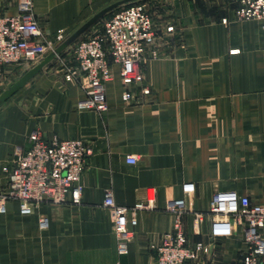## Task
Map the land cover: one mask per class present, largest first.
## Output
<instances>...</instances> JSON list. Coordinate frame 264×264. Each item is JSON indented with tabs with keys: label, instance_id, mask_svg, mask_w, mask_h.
Returning <instances> with one entry per match:
<instances>
[{
	"label": "crops",
	"instance_id": "obj_1",
	"mask_svg": "<svg viewBox=\"0 0 264 264\" xmlns=\"http://www.w3.org/2000/svg\"><path fill=\"white\" fill-rule=\"evenodd\" d=\"M116 1L33 0V12L45 38L60 30L66 38ZM140 2L149 7L157 34V54L142 65L149 93L138 84L123 101L120 68L112 64L108 109H80L79 83L65 81L52 61L0 105V190L6 184L2 165L16 146L29 147L33 130L47 142L79 139L89 150L77 180L78 202H43L31 215L7 202L0 213V264H157L150 246L172 229L166 204L183 196L185 184L194 192L182 216L184 233L189 244L207 246L185 264H241V226L209 213V206L219 190L264 205V26L238 20L231 0ZM15 12L16 0H0V16ZM113 12L80 38L100 30ZM71 46L61 55L67 57ZM23 73L0 66V93ZM106 191L123 206L152 195L153 207L137 213L125 254L116 250L102 205ZM195 211L203 215L197 232Z\"/></svg>",
	"mask_w": 264,
	"mask_h": 264
},
{
	"label": "built area",
	"instance_id": "obj_2",
	"mask_svg": "<svg viewBox=\"0 0 264 264\" xmlns=\"http://www.w3.org/2000/svg\"><path fill=\"white\" fill-rule=\"evenodd\" d=\"M237 4L238 20H256L264 26V0H231ZM64 38L62 30L53 38H45L33 12V0H16V12L0 16V66L15 65L24 71L39 62ZM157 34L149 7L143 2L133 3L113 12L100 30L78 39L69 49L67 57L57 55L53 62L61 70L65 81L79 83L83 96L77 100L80 109L99 113L108 109L106 84L111 78V65L118 64L125 86L122 100L128 101L131 88L141 85L144 94L142 65L148 57L156 56ZM29 147L16 146L10 159L2 165L5 187L0 190V213L6 204L18 203L21 215H31L43 203L62 204L69 199L78 202L81 188L77 180L84 168L88 148L79 139L66 138L47 142L38 130L28 135ZM135 156L126 161L135 163ZM194 192L192 184H185L183 196L169 200L166 210L173 217L172 229L163 234L159 242L150 247L155 251L157 264H185L197 261L207 246L201 242L189 244L183 230L182 216L187 211L189 197ZM102 205L111 216L112 231L119 254L128 251L137 213L150 210L152 195L132 206L118 205L112 193L106 191ZM209 213L230 216L234 225L241 226L245 249L241 264H264V205L252 203L248 196L235 190L216 191L210 201ZM193 229L198 231L203 215L193 212ZM40 226H46L45 218Z\"/></svg>",
	"mask_w": 264,
	"mask_h": 264
},
{
	"label": "water",
	"instance_id": "obj_3",
	"mask_svg": "<svg viewBox=\"0 0 264 264\" xmlns=\"http://www.w3.org/2000/svg\"><path fill=\"white\" fill-rule=\"evenodd\" d=\"M140 1L142 0H118L97 12L72 34L64 38L57 46H55L52 51L46 54L39 62H37L28 70H26L19 78H17V80L8 83L6 88L0 93V105L7 101L13 94L20 90L31 78L38 74L49 63H51L57 55L61 54L75 41H77L80 36H82L86 32V30L89 29L94 23H96L97 21L117 9Z\"/></svg>",
	"mask_w": 264,
	"mask_h": 264
},
{
	"label": "trees",
	"instance_id": "obj_4",
	"mask_svg": "<svg viewBox=\"0 0 264 264\" xmlns=\"http://www.w3.org/2000/svg\"><path fill=\"white\" fill-rule=\"evenodd\" d=\"M137 3V2H136ZM133 4V3H132ZM129 5H131V4H129ZM129 5H127V6H129ZM126 7V6H125ZM109 17V16H108Z\"/></svg>",
	"mask_w": 264,
	"mask_h": 264
},
{
	"label": "rangeland",
	"instance_id": "obj_5",
	"mask_svg": "<svg viewBox=\"0 0 264 264\" xmlns=\"http://www.w3.org/2000/svg\"><path fill=\"white\" fill-rule=\"evenodd\" d=\"M28 70V69H27ZM25 72V71H24Z\"/></svg>",
	"mask_w": 264,
	"mask_h": 264
}]
</instances>
